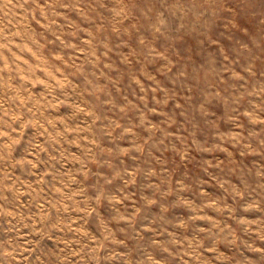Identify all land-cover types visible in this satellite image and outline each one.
<instances>
[{"label": "rangeland", "instance_id": "374dc122", "mask_svg": "<svg viewBox=\"0 0 264 264\" xmlns=\"http://www.w3.org/2000/svg\"><path fill=\"white\" fill-rule=\"evenodd\" d=\"M0 264H264V0H0Z\"/></svg>", "mask_w": 264, "mask_h": 264}]
</instances>
